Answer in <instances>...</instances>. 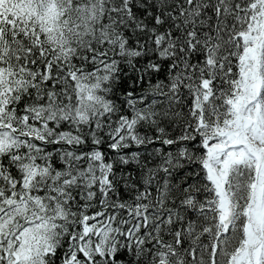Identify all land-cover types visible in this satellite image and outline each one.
<instances>
[{
    "label": "snow or ice",
    "instance_id": "obj_1",
    "mask_svg": "<svg viewBox=\"0 0 264 264\" xmlns=\"http://www.w3.org/2000/svg\"><path fill=\"white\" fill-rule=\"evenodd\" d=\"M0 264H264V0H0Z\"/></svg>",
    "mask_w": 264,
    "mask_h": 264
}]
</instances>
